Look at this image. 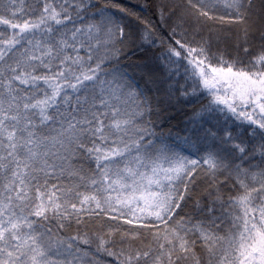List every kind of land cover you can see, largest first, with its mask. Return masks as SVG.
Listing matches in <instances>:
<instances>
[{
    "label": "snow or ice",
    "instance_id": "6c2138e0",
    "mask_svg": "<svg viewBox=\"0 0 264 264\" xmlns=\"http://www.w3.org/2000/svg\"><path fill=\"white\" fill-rule=\"evenodd\" d=\"M0 264H264V0H0Z\"/></svg>",
    "mask_w": 264,
    "mask_h": 264
},
{
    "label": "trees",
    "instance_id": "16d2710c",
    "mask_svg": "<svg viewBox=\"0 0 264 264\" xmlns=\"http://www.w3.org/2000/svg\"><path fill=\"white\" fill-rule=\"evenodd\" d=\"M153 52H155V49H153L152 50ZM191 106H189L187 109H186V111L188 112V113H190L191 112ZM188 119V117H187V115H181V116H179L178 118H177V120H175L173 123L175 124V125H177L178 126V128L179 127H182L183 125L181 124V121H186Z\"/></svg>",
    "mask_w": 264,
    "mask_h": 264
}]
</instances>
